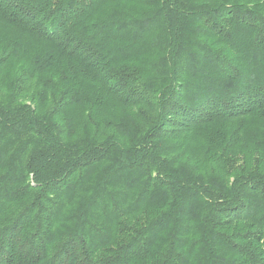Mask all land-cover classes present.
<instances>
[{"label": "trees", "instance_id": "16d2710c", "mask_svg": "<svg viewBox=\"0 0 264 264\" xmlns=\"http://www.w3.org/2000/svg\"><path fill=\"white\" fill-rule=\"evenodd\" d=\"M0 264H264V0H0Z\"/></svg>", "mask_w": 264, "mask_h": 264}, {"label": "rangeland", "instance_id": "374dc122", "mask_svg": "<svg viewBox=\"0 0 264 264\" xmlns=\"http://www.w3.org/2000/svg\"><path fill=\"white\" fill-rule=\"evenodd\" d=\"M254 125L256 126L255 122H251V121L247 122V126H253L254 127ZM221 127L224 128V125H221ZM242 140H243V138H242ZM246 148H247V150L245 151V153L247 154L246 157L251 159V157L253 155H255V152L252 151V146H250L249 148H248V146H246ZM253 159H254V157H253Z\"/></svg>", "mask_w": 264, "mask_h": 264}]
</instances>
